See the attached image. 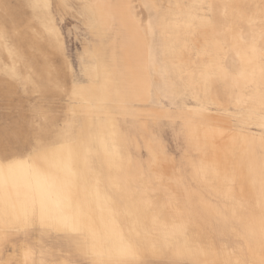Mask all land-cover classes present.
Returning a JSON list of instances; mask_svg holds the SVG:
<instances>
[{
    "label": "snow or ice",
    "instance_id": "obj_1",
    "mask_svg": "<svg viewBox=\"0 0 264 264\" xmlns=\"http://www.w3.org/2000/svg\"><path fill=\"white\" fill-rule=\"evenodd\" d=\"M0 264H264V0H0Z\"/></svg>",
    "mask_w": 264,
    "mask_h": 264
},
{
    "label": "rangeland",
    "instance_id": "obj_2",
    "mask_svg": "<svg viewBox=\"0 0 264 264\" xmlns=\"http://www.w3.org/2000/svg\"><path fill=\"white\" fill-rule=\"evenodd\" d=\"M133 2H136V3H142L143 0H133Z\"/></svg>",
    "mask_w": 264,
    "mask_h": 264
},
{
    "label": "bare ground",
    "instance_id": "obj_3",
    "mask_svg": "<svg viewBox=\"0 0 264 264\" xmlns=\"http://www.w3.org/2000/svg\"><path fill=\"white\" fill-rule=\"evenodd\" d=\"M203 195H205V196H206L207 194H206V193H204Z\"/></svg>",
    "mask_w": 264,
    "mask_h": 264
}]
</instances>
